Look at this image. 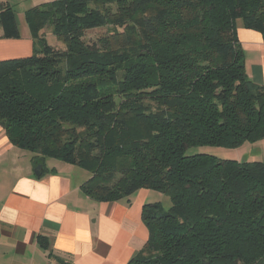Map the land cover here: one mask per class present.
<instances>
[{
  "label": "trees",
  "instance_id": "1",
  "mask_svg": "<svg viewBox=\"0 0 264 264\" xmlns=\"http://www.w3.org/2000/svg\"><path fill=\"white\" fill-rule=\"evenodd\" d=\"M26 19L33 54L0 62L10 143L36 166L87 170L95 201L143 188L170 198L145 206L149 239L129 264H264V162L186 155L264 139V85L236 31L241 20L264 38V0H54ZM0 29L20 38L6 0Z\"/></svg>",
  "mask_w": 264,
  "mask_h": 264
},
{
  "label": "crops",
  "instance_id": "2",
  "mask_svg": "<svg viewBox=\"0 0 264 264\" xmlns=\"http://www.w3.org/2000/svg\"><path fill=\"white\" fill-rule=\"evenodd\" d=\"M6 1L14 6L20 38H5L0 29V62L30 57L37 42L26 19L30 8L18 11V3ZM236 31L249 79L264 85L263 35L241 20ZM36 167L33 155L13 146L0 127V264H129L144 249V208L161 204V193L143 188L98 202L81 188L87 170L55 159L40 176Z\"/></svg>",
  "mask_w": 264,
  "mask_h": 264
},
{
  "label": "rangeland",
  "instance_id": "3",
  "mask_svg": "<svg viewBox=\"0 0 264 264\" xmlns=\"http://www.w3.org/2000/svg\"><path fill=\"white\" fill-rule=\"evenodd\" d=\"M19 1V2H18ZM54 0H11L12 3H18V11H22L45 2ZM45 38L50 45L61 46L63 43L53 34V28L48 25L44 28ZM96 33L89 34V39H94ZM197 154H208L218 157L222 160L236 161H262L264 162V139L257 142H245L239 147L229 148L214 145L193 146L186 150L187 156ZM90 174V173H89ZM89 176V175H88ZM90 177V176H89ZM89 178H86V181ZM158 194V193H157ZM161 201V206L164 210H168L172 206V202L168 196L158 194Z\"/></svg>",
  "mask_w": 264,
  "mask_h": 264
},
{
  "label": "water",
  "instance_id": "4",
  "mask_svg": "<svg viewBox=\"0 0 264 264\" xmlns=\"http://www.w3.org/2000/svg\"><path fill=\"white\" fill-rule=\"evenodd\" d=\"M41 171H42V165H38L36 167V170H35L36 175L40 176L41 175Z\"/></svg>",
  "mask_w": 264,
  "mask_h": 264
}]
</instances>
